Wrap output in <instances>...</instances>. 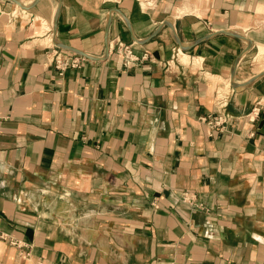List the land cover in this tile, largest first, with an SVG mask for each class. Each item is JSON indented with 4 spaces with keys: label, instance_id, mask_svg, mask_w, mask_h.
I'll list each match as a JSON object with an SVG mask.
<instances>
[{
    "label": "crops",
    "instance_id": "1",
    "mask_svg": "<svg viewBox=\"0 0 264 264\" xmlns=\"http://www.w3.org/2000/svg\"><path fill=\"white\" fill-rule=\"evenodd\" d=\"M17 1L0 0V264H264V75L231 85L264 71V0ZM118 42L148 57L126 67Z\"/></svg>",
    "mask_w": 264,
    "mask_h": 264
},
{
    "label": "built area",
    "instance_id": "2",
    "mask_svg": "<svg viewBox=\"0 0 264 264\" xmlns=\"http://www.w3.org/2000/svg\"><path fill=\"white\" fill-rule=\"evenodd\" d=\"M140 7L144 10H153L156 8L158 0H136ZM117 52L123 57L124 65L126 67H131L137 63H140L142 60L148 57V54H145L143 57L139 58L133 53V45H125L122 42H118ZM176 55L179 57L183 55V51L180 48L176 49ZM85 61L84 58L75 56V57H64L60 58V54L56 57L57 66L59 69L64 70L67 67H74L79 68L82 62ZM230 89V85H228ZM230 91L226 89L220 90L218 92V99H217V107L218 112L217 115L214 117H210V119H204L211 128L222 130L226 126V124L230 121L231 116L227 111L228 107V100H229ZM260 111L255 108L252 113L249 115L250 120H255L257 116H259ZM189 203H193L196 207L202 208L203 210H207L208 208L201 203H194L193 199L188 200L187 198L184 199ZM0 239H6L5 235L0 231Z\"/></svg>",
    "mask_w": 264,
    "mask_h": 264
},
{
    "label": "water",
    "instance_id": "3",
    "mask_svg": "<svg viewBox=\"0 0 264 264\" xmlns=\"http://www.w3.org/2000/svg\"><path fill=\"white\" fill-rule=\"evenodd\" d=\"M12 1H14L15 3H17L18 5H20L21 7H23L24 9H30V7H28V6H24V5H22L19 1H17V0H12ZM38 1V0H37ZM57 18H58V13L56 14V17H55V20H54V30H55V32L57 31ZM166 24L168 25V22H166ZM233 35H235L236 37H239V38H243V39H246L247 41H248V44H249V46H248V48L246 49V51L245 52H248L251 48H252V46H253V43H252V41L250 40V39H248V38H246V37H244V36H242V35H240V34H238V33H235V32H231ZM56 43H57V45L59 46V47H61V48H63V49H66V50H69V51H73V52H75V53H77V54H79V55H81V56H83V57H87V58H93L92 56H89L88 54H86V53H84V52H82V51H79V50H77V49H74V48H72V47H69V46H67V45H65V44H62V43H60V42H58V41H56ZM109 48L107 49V53H106V55H108V53H109ZM240 60V59H239ZM238 60V61H239ZM238 61L236 62V65L238 64ZM261 75H264V71L259 75V76H255L254 78H252L251 80H249L248 82H246V83H242V84H239V83H236L235 81H234V76H235V73L233 72V74H232V78H231V85L235 88V89H238V88H243V87H246L247 85H250L252 82H254L257 78H259Z\"/></svg>",
    "mask_w": 264,
    "mask_h": 264
},
{
    "label": "rangeland",
    "instance_id": "4",
    "mask_svg": "<svg viewBox=\"0 0 264 264\" xmlns=\"http://www.w3.org/2000/svg\"><path fill=\"white\" fill-rule=\"evenodd\" d=\"M262 59H263V60H262V62H263V61H264V57H262Z\"/></svg>",
    "mask_w": 264,
    "mask_h": 264
},
{
    "label": "bare ground",
    "instance_id": "5",
    "mask_svg": "<svg viewBox=\"0 0 264 264\" xmlns=\"http://www.w3.org/2000/svg\"><path fill=\"white\" fill-rule=\"evenodd\" d=\"M20 7V6H19ZM263 56V55H262Z\"/></svg>",
    "mask_w": 264,
    "mask_h": 264
}]
</instances>
